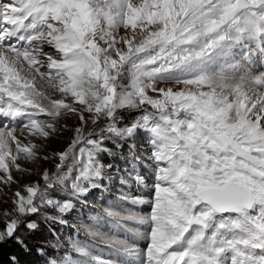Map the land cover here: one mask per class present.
Returning <instances> with one entry per match:
<instances>
[{
	"label": "snow or ice",
	"instance_id": "snow-or-ice-1",
	"mask_svg": "<svg viewBox=\"0 0 264 264\" xmlns=\"http://www.w3.org/2000/svg\"><path fill=\"white\" fill-rule=\"evenodd\" d=\"M0 185L43 264H264V0H0Z\"/></svg>",
	"mask_w": 264,
	"mask_h": 264
},
{
	"label": "rangeland",
	"instance_id": "rangeland-1",
	"mask_svg": "<svg viewBox=\"0 0 264 264\" xmlns=\"http://www.w3.org/2000/svg\"><path fill=\"white\" fill-rule=\"evenodd\" d=\"M161 86H173L171 84H162ZM62 124H67L68 129L64 131L62 134L56 136L55 138H51L47 142H45L46 146L42 152H40L41 159L35 161V162H27L22 161V164L25 168H28L29 171L27 173H14V175L19 179L20 185L32 183L36 181H40L42 184L43 181L41 179L42 173L45 169H47L49 172L55 171V164L58 162V160L55 159H49V160H43L42 157L45 155L51 156L53 152L60 151L63 148L67 146V143L70 141V138L72 136V129L77 123L76 117L67 118L63 121H61ZM17 134H20L19 128H17ZM36 143H40V140H35ZM105 163L108 164H114L116 168H120L124 165L125 161L123 157L115 156V157H105ZM115 176V174H114ZM19 185H12L11 192L8 191V189H5L3 185H0V212L6 209H10L11 207V200L9 197L11 196V193L16 191ZM118 188L119 183L116 182L115 178L113 183L110 185V188L108 191H105L103 193V196L100 195V193H95L93 195V198L90 200V204L92 207L99 209L101 207H107L108 203L111 202V199L113 196L118 195ZM107 198V200L105 199ZM136 211H141L142 213L146 214L148 211H150L149 206H141L140 208L136 209ZM84 222H88L89 217L93 216L95 213L85 209L84 212ZM70 223L76 224L77 221L70 220ZM58 232H62L64 235H67V230L61 229L60 226H57ZM80 238L84 239V233L81 232ZM63 238V235H62ZM44 239V241H43ZM45 239L51 240L53 239L51 234L48 232L46 228L42 227L41 232H38L34 235L33 238H30L27 242L31 248V251L28 253L30 256L36 255L38 264H43V257L38 255L35 251V245L45 243ZM146 242L141 243V247H144V244Z\"/></svg>",
	"mask_w": 264,
	"mask_h": 264
},
{
	"label": "trees",
	"instance_id": "trees-1",
	"mask_svg": "<svg viewBox=\"0 0 264 264\" xmlns=\"http://www.w3.org/2000/svg\"><path fill=\"white\" fill-rule=\"evenodd\" d=\"M46 240L48 239H45V241ZM13 255L18 258L19 264H38L36 255L30 256V254L22 252L21 249L12 242L0 246V264H9V257Z\"/></svg>",
	"mask_w": 264,
	"mask_h": 264
}]
</instances>
